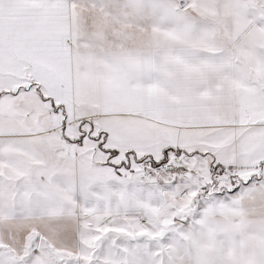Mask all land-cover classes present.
<instances>
[{
    "label": "snow or ice",
    "instance_id": "1",
    "mask_svg": "<svg viewBox=\"0 0 264 264\" xmlns=\"http://www.w3.org/2000/svg\"><path fill=\"white\" fill-rule=\"evenodd\" d=\"M0 264H264V0H0Z\"/></svg>",
    "mask_w": 264,
    "mask_h": 264
}]
</instances>
